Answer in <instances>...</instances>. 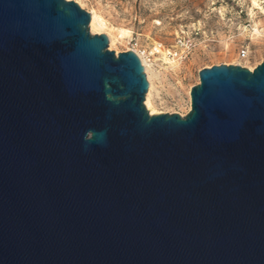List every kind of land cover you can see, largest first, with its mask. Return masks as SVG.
Here are the masks:
<instances>
[{"label": "water", "instance_id": "water-1", "mask_svg": "<svg viewBox=\"0 0 264 264\" xmlns=\"http://www.w3.org/2000/svg\"><path fill=\"white\" fill-rule=\"evenodd\" d=\"M65 0H0V264H264V59L149 114L132 51Z\"/></svg>", "mask_w": 264, "mask_h": 264}, {"label": "rangeland", "instance_id": "rangeland-1", "mask_svg": "<svg viewBox=\"0 0 264 264\" xmlns=\"http://www.w3.org/2000/svg\"><path fill=\"white\" fill-rule=\"evenodd\" d=\"M65 1L89 18L92 13L100 18L101 29L91 32L90 21L87 27L90 35L106 37V50L115 55L132 51L144 61L147 112L148 95L155 114L182 116L199 70L217 65L253 69L264 59V0ZM241 49L244 59L237 56Z\"/></svg>", "mask_w": 264, "mask_h": 264}, {"label": "bare ground", "instance_id": "bare-ground-1", "mask_svg": "<svg viewBox=\"0 0 264 264\" xmlns=\"http://www.w3.org/2000/svg\"><path fill=\"white\" fill-rule=\"evenodd\" d=\"M89 21H90V29H91V32L93 31V30H99V29H101L102 28V26H103V23H102V21L100 20V18H98L95 14H91V17L89 18ZM94 32V31H93ZM113 44V40L111 39V43H110V46ZM142 61V64L144 65V67H145V63H144V61L143 60H141ZM140 61V62H141ZM142 65V66H143ZM144 67H143V70H144ZM248 69H250L251 70V68H248ZM146 71V68H145V70H144V72ZM146 78H148V76L146 77ZM149 80V79H148ZM149 94V93H148ZM145 105H146V107H147V109H148V112H150L149 114H155L156 112H153V110L152 109H150L149 108V102H148V95H147V97H146V102H145Z\"/></svg>", "mask_w": 264, "mask_h": 264}, {"label": "built area", "instance_id": "built-area-1", "mask_svg": "<svg viewBox=\"0 0 264 264\" xmlns=\"http://www.w3.org/2000/svg\"><path fill=\"white\" fill-rule=\"evenodd\" d=\"M177 42H178L179 44H181V41H180V40H178ZM237 56H238L240 59H244V58L247 56L246 51L241 49V50L237 53Z\"/></svg>", "mask_w": 264, "mask_h": 264}]
</instances>
